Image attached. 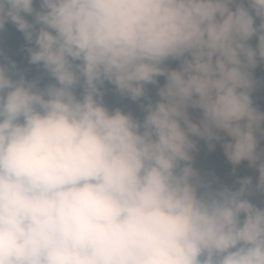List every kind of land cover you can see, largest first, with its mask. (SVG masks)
<instances>
[{
    "label": "clouds",
    "instance_id": "1",
    "mask_svg": "<svg viewBox=\"0 0 264 264\" xmlns=\"http://www.w3.org/2000/svg\"><path fill=\"white\" fill-rule=\"evenodd\" d=\"M9 22L42 76L0 52V264H264V0H0ZM197 144L255 183L197 174Z\"/></svg>",
    "mask_w": 264,
    "mask_h": 264
},
{
    "label": "rangeland",
    "instance_id": "2",
    "mask_svg": "<svg viewBox=\"0 0 264 264\" xmlns=\"http://www.w3.org/2000/svg\"><path fill=\"white\" fill-rule=\"evenodd\" d=\"M255 23L258 25L259 21L256 20ZM6 33L5 29L0 31V52L6 46ZM255 44V39L252 41ZM253 77L258 81L254 90L251 93V99L253 101V106L260 111H264V65L258 64V66L253 70ZM121 96L116 93L111 85H105V95L104 103L110 109L116 108V104L119 102ZM133 102V107L137 117L142 118L143 113L139 109L138 102ZM196 116V113H192ZM264 148V140H261L258 144V149ZM193 169L197 174L212 173L214 174L221 183L228 186H238L235 181L244 176H251L253 182L258 175L254 168L248 166L247 161H242L239 165L235 166V174H233V166L227 161L226 157L223 155V150L216 145L213 151H208L202 144H197L196 150L193 153ZM249 199L254 204L258 206L264 204V194L253 193L250 195Z\"/></svg>",
    "mask_w": 264,
    "mask_h": 264
},
{
    "label": "trees",
    "instance_id": "3",
    "mask_svg": "<svg viewBox=\"0 0 264 264\" xmlns=\"http://www.w3.org/2000/svg\"><path fill=\"white\" fill-rule=\"evenodd\" d=\"M38 7V4L36 5ZM6 33V46L3 49L2 53L4 56L8 57V59L14 60L17 64V67L22 69L27 78L39 77L42 76V70L38 69L35 65H30L27 61V54L25 51L26 41L23 38V34L19 32L13 24L10 22L5 26ZM2 59V57H0ZM172 66H175V62H171ZM46 81V78L44 79ZM160 83H163V78H160ZM149 94L156 99V90L154 86L149 85ZM119 102L116 104V107L121 108L124 111H130L135 116V110L133 107V102L126 98L120 97Z\"/></svg>",
    "mask_w": 264,
    "mask_h": 264
}]
</instances>
